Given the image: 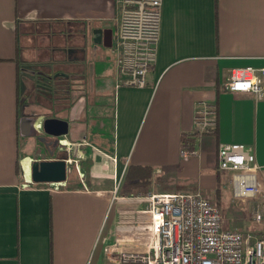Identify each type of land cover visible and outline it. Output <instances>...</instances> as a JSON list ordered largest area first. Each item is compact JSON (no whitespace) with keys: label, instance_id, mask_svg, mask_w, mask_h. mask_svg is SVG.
<instances>
[{"label":"crops","instance_id":"crops-1","mask_svg":"<svg viewBox=\"0 0 264 264\" xmlns=\"http://www.w3.org/2000/svg\"><path fill=\"white\" fill-rule=\"evenodd\" d=\"M161 2L156 62L138 89L116 87V0H0V264H118L116 243L143 249L132 240L149 221L144 196L216 190L219 144L252 147L264 169V97L223 88L233 69L264 68V0ZM199 101L217 107L212 134L193 132ZM46 120L66 133L45 132ZM22 122L32 136L21 153ZM62 158L76 162L65 182H31L32 161ZM143 168L178 183L129 190Z\"/></svg>","mask_w":264,"mask_h":264},{"label":"built area","instance_id":"built-area-1","mask_svg":"<svg viewBox=\"0 0 264 264\" xmlns=\"http://www.w3.org/2000/svg\"><path fill=\"white\" fill-rule=\"evenodd\" d=\"M119 12L113 52L119 74L116 87L142 89L155 64L161 27V0H116ZM264 68L231 70L224 90L251 93L256 101L264 97ZM217 128V107L199 101L193 116L195 135L212 134ZM192 152L181 151L187 158ZM114 161V160H113ZM73 160H65L67 165ZM217 170L231 174L234 199L243 202L256 197L261 186L253 148L243 144H219ZM119 182L115 181L117 191ZM113 195V200L115 199ZM143 200L149 221L140 224L133 242L143 249L116 243L111 261L118 264H264V232L253 238L224 225L216 203L200 191L148 193ZM258 222L261 216L256 213ZM142 241H139V239ZM88 264V263H87Z\"/></svg>","mask_w":264,"mask_h":264},{"label":"rangeland","instance_id":"rangeland-1","mask_svg":"<svg viewBox=\"0 0 264 264\" xmlns=\"http://www.w3.org/2000/svg\"><path fill=\"white\" fill-rule=\"evenodd\" d=\"M45 40L40 39V44H44ZM26 121V120H25ZM28 124V123H27ZM29 126V132L27 134H21V143H20V152L22 153L23 149L25 148L26 144H29L30 137L32 136L30 134L32 124H28ZM36 131V130H34ZM39 132H37L38 135ZM45 135H42L43 137ZM22 149V150H21ZM207 154V153H206ZM208 160V167L210 169H207L212 174L214 178V171L212 169L213 167V152H210L209 156H207ZM70 172L72 173L73 170L70 167ZM69 171L67 170V173ZM201 173L207 174L204 170L201 171ZM258 181L260 182V193L250 199H245L243 202L238 201L234 199L233 193H232V184H231V174L228 172H222L220 175V190L222 192L221 198L214 197L215 195V189H199L200 192L203 194H207L210 196L209 199L216 203L219 207L223 220L224 225L232 230H237L241 232L243 235H248L253 238H256L260 236L264 232V169L258 171L257 173ZM136 182L134 185L130 182ZM160 182L163 184H177L178 180H175L173 176H166L164 175H151V173L146 169H131L128 174L127 182H129V190L138 189L146 187V185H150V183L154 182ZM216 187V183H215ZM178 191L181 192H194L198 191V189L195 188H184L177 186ZM258 213L261 216V220L258 222L256 219H254V215Z\"/></svg>","mask_w":264,"mask_h":264},{"label":"water","instance_id":"water-1","mask_svg":"<svg viewBox=\"0 0 264 264\" xmlns=\"http://www.w3.org/2000/svg\"><path fill=\"white\" fill-rule=\"evenodd\" d=\"M56 124L57 130L52 131L50 124ZM43 129L45 132L58 137L61 134L66 133V124L59 120H46L44 122ZM63 125L64 130L59 129V126ZM21 134H27L29 132V126L26 122L20 124ZM55 133V134H54ZM31 182L35 184H60L66 181L67 166L65 159L55 160H34L30 164Z\"/></svg>","mask_w":264,"mask_h":264},{"label":"trees","instance_id":"trees-1","mask_svg":"<svg viewBox=\"0 0 264 264\" xmlns=\"http://www.w3.org/2000/svg\"><path fill=\"white\" fill-rule=\"evenodd\" d=\"M182 145H185L184 147L187 150L192 149V141H191V145H190L185 139H183ZM216 169H217V166H216ZM221 173L222 172H220L218 170L216 171V177H217V179H216V190H215L216 193L214 195V197H216V198L222 197V192L220 190V175H221Z\"/></svg>","mask_w":264,"mask_h":264}]
</instances>
